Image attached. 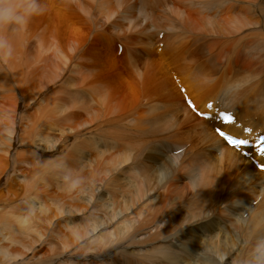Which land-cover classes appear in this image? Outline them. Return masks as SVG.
Listing matches in <instances>:
<instances>
[{"label": "bare ground", "instance_id": "obj_1", "mask_svg": "<svg viewBox=\"0 0 264 264\" xmlns=\"http://www.w3.org/2000/svg\"><path fill=\"white\" fill-rule=\"evenodd\" d=\"M59 1L63 2L69 10H78L83 14L92 28L94 26L92 20L98 18L104 20V23L99 26L100 29L94 32L100 30L99 34H103L102 39L106 42L117 41L118 44L124 45L125 60L132 72L139 77V83L142 82L144 73L140 71V63L135 54H142L147 59L149 52L147 54L146 52L153 49L156 42L159 45L162 43L161 51L167 56L168 61L172 65L180 66H175L178 68L177 75L181 83H188L186 84L187 94L192 104L195 105V111L202 115H210V120H194L187 106L179 103L167 87L159 90L160 92L156 95H148L145 103L134 105L135 107L130 110L119 113L114 105L106 101L108 96L104 95V85L97 78L98 73L95 72L94 64L89 62V69L84 63L89 60L86 58V50L90 48L80 47L77 43L58 37H52L49 44L45 46L35 37L34 40L36 39L38 43L37 54L32 59L31 56L34 53H29V58L38 63L36 61L39 55L49 50L52 56L46 54V59L53 57L52 68H50L53 74L36 82L32 85V89L46 93L49 87L53 88L46 85L50 84L51 80L65 75V70L67 73L80 74L77 80L71 76L67 77L68 95L64 97V100H68V105L57 106L56 104L58 115H62L65 110H73L75 107H77L76 110L86 111L93 115H89L90 120H82L73 125H69L71 119L68 115L62 116L61 123L68 124L55 130L60 131L59 134L62 137H67L69 134L73 152L72 160L64 159L58 169L68 173L67 176L71 177V181L76 185L81 180L85 184L74 185L76 187L73 190L74 194L78 193L81 197L74 198L76 202L70 205L69 210L63 211L60 218L54 216L50 220V226L56 227V222L60 220L62 227L70 232L73 231V225L78 224L91 230V238L103 232H109V238L100 240L98 247L95 246L89 250L69 247L65 253H53L46 264H240L237 251L239 249L226 248V244H229L231 240L229 225L227 224L226 227L225 224L227 222L234 224L231 223L232 220L237 219L242 211V209L239 211L243 204L239 202L241 199L246 201L248 198L254 199L257 196L259 200L252 212L259 213L260 219H257L262 228L259 229L261 231H255L252 228L249 231L258 236L264 233V172L252 165V161H258V164L264 163V156L254 150L242 149L254 155L252 160L244 158L241 151L229 146L223 138L220 139L214 134L213 127L215 126L212 127L213 124L210 121L215 122L218 119V113L215 115L213 111V108L217 106L219 112H229L235 117L234 123L228 125H223L219 120L216 127H220L221 131L253 142L255 141L252 139L254 132L264 134V68L261 69L262 67L259 66L264 62V0ZM181 7L193 15L192 19L187 15H181ZM223 11L226 17L221 18L220 14L217 17V14ZM22 24L23 31L18 26L14 29V34L19 39L17 42L21 39L23 43L25 38L30 40L32 32L28 28L30 24L27 25L25 20ZM156 33L163 34L162 42L155 40L154 43ZM249 36L258 39L248 45L252 51L256 52L257 58L252 59L254 56L245 47V50L238 51L244 55V58L246 57L245 61H252L248 63L251 69L249 73L245 72L246 75L241 77L237 75L238 71L233 68L237 60L234 63L228 62L225 69L216 65L212 70L195 60L201 57V53L197 54V51H203L208 46L206 45L207 40L203 39L205 37H211L210 40L213 42L209 40L211 48L212 46L214 48V45L226 44L227 52L231 54L233 47ZM28 43V46L32 45ZM41 48L46 51H41ZM193 56L197 58L193 60ZM204 61L209 64V57L206 56ZM41 63L44 62L41 61ZM40 64L37 67H41ZM79 65L84 67H79ZM144 67L145 73L153 69L149 62ZM252 91L258 92L254 94L256 96L254 100L247 96ZM38 98L39 94L30 99L31 103H35ZM96 98L100 103L102 102V106L103 102H107V105L104 103L103 113L105 115L102 117H100L101 110L96 112L92 108L94 105L92 103ZM205 100L211 103L210 110L206 109L207 102L203 105ZM38 111L42 116L41 110L38 109ZM110 115L111 119H107L106 117ZM244 121L246 125H243ZM239 124L241 128H236ZM128 125H131V128L140 127V131L147 133L173 131L175 134L174 131H180V134L184 136V140H181L183 144L180 142V144H174L175 146L166 145L164 146L165 151L163 145L157 146V143L153 144V141L145 140L142 144L144 147L137 150L133 148L135 150L133 154H131L133 145L123 150L119 155L120 164L117 163L118 166L108 170L109 172L103 165H98L95 172L90 170L91 166L96 167L90 159L91 154L101 157L109 152L106 150L107 147L112 148L113 146V142H106L100 134L101 137L96 134L104 130L115 132L119 128L121 131L124 126L129 129ZM105 126H110L115 130L106 129ZM134 128L133 130L136 129ZM170 132L171 137L173 134L171 135L172 132ZM8 134L11 137L7 139L9 142L7 149L12 147L13 142L15 146L16 142L13 130ZM157 135L154 134V138ZM82 136L86 140L77 142ZM92 138L99 140L97 147L93 146L96 141L90 142ZM65 141L68 139L66 138ZM60 146V142L52 146L47 145L45 148L35 145L41 148L42 153L47 151L48 153L45 154L47 157L52 156V153L61 155ZM171 150H176V152L180 150V152L172 156ZM5 152L12 155L9 151ZM166 158L169 160L168 166L165 163ZM15 165L12 159L10 168L4 172L6 183L9 182L10 177L14 176ZM41 167L37 165L35 169L39 170ZM76 173L78 177H75ZM124 173L126 175L122 176ZM38 176L39 173H35L30 178ZM115 176L118 178L122 176V179L120 178L123 182L119 191L120 200L128 198L129 195L136 196L134 206L127 208L126 211L116 208L118 204L116 197H106V188L114 182ZM25 179L24 177L23 180ZM185 180L186 184H184ZM219 184L225 188L230 187L228 184H232V187H240V189L236 188V191H239L238 194L242 198L237 199L234 194L231 196L233 193L231 192L230 196H235L236 200L230 199L229 196L216 203L209 201L210 194ZM162 187H164L163 190H161ZM30 197H32L30 201H26L28 207L39 200L34 191L26 196L27 199ZM78 200L82 203L78 204ZM3 205L8 207L10 204L4 203ZM12 205L15 206V204ZM14 206L9 207L12 209ZM98 208H100V215H95L94 211ZM41 209L42 207L39 208ZM36 210L38 209L30 213L33 214ZM135 211L137 212L133 214ZM7 213L14 218V222L20 225L26 223L25 216ZM229 218L232 219L229 220ZM22 226L25 227V225ZM112 229H121L120 235L117 236ZM36 238L38 239L37 236ZM41 242L45 244L42 237ZM31 243L33 242L28 241L22 244L20 247L22 252L19 250V252L6 253V256L4 255L6 260L3 264H43L44 259L39 255L40 250L37 245L40 241H36L33 245ZM242 246H246V243L243 242ZM208 247L212 250H207ZM236 254H238L237 257L233 259ZM17 258L20 259L17 261ZM247 264L255 263L248 262Z\"/></svg>", "mask_w": 264, "mask_h": 264}, {"label": "rangeland", "instance_id": "obj_2", "mask_svg": "<svg viewBox=\"0 0 264 264\" xmlns=\"http://www.w3.org/2000/svg\"><path fill=\"white\" fill-rule=\"evenodd\" d=\"M174 4L176 6V3ZM222 9L224 10V8ZM180 10L182 12V16L187 15L192 19L193 15L188 10H186L184 7H181ZM219 14L221 18L226 17V13L224 11L218 13L217 17H219ZM23 20L26 21L27 25L30 24V27L28 28L31 30L32 36L30 35V40H26L25 38V41L22 43L21 39L19 42H17L19 39L15 37L14 29L19 26L23 31ZM92 21L94 22L95 26H93V28L86 21V18L83 14L78 12V10H69V8L59 0H0V264H3V262L6 260V253L15 251L19 252V250L22 252V249L20 248L21 245L28 241L33 243L40 241V243L37 244L38 250H40L39 255L44 259L43 264H46L49 262L48 259L53 255V253H65L69 247H76L77 249L81 250H89L95 246L98 247V242L100 240H106L109 238V232H103L98 234V236L91 238V230L86 229V227L78 224H74L73 231L68 232L67 229L62 227L60 220L56 222V227L50 226V220L54 216H58L60 218L62 216L61 214L64 213L63 211L69 210L70 205L74 201L76 202L74 198L81 197V195L78 193L74 194L73 190L76 189L74 186L76 184L71 181V177L69 178V176H67L68 173L66 174L58 169L59 164L64 159L67 158L66 161L72 160L71 157L73 156V152L71 148V137H69V134L67 137H62L59 134L60 131L55 130L58 127L61 129L60 126L64 127L68 124L65 122L61 123L62 116L68 115V117L71 119L69 121V125H73L82 120H90L91 116L89 115L92 114H88L86 111L76 110L77 107H75L73 110H65L62 115H58L57 106L68 105V100H64V97L68 95L69 81L67 80V77L71 76L73 79L75 78V80H77L80 78V74H74L73 72L67 73L65 70V75L55 78L53 81L51 80L50 84L46 85L53 87H49V90L46 91V93L44 91H34L32 89V85H34L36 82L44 80L48 77V75L50 76L53 74L51 71L52 69H50L52 68L51 62L53 61V57H51V59H46V54L51 55L49 50H47V53L39 55V58H37L36 61L38 63L32 61V59L35 58L38 50V43L36 42L37 38L45 46L49 44V41L52 37H58L62 38L63 40L77 43L80 45V47L87 46L90 48L86 50V58L89 60H87V62H83L88 68L89 62L94 64L95 72L98 73L97 78L99 79V82L103 83L104 85V95L108 96H106L108 99L106 101L114 105L119 113L128 111L132 107L145 103L146 98H148L150 95H156L158 94L157 92H160L164 87H167V89L172 92L173 96L177 101H179V103H184V105L187 106V108L192 113V117L194 116V120H210V115H208L209 117L207 119L201 118L195 114V109L189 106L188 102L190 99L188 98L189 96L187 94L186 85L188 83H181L177 75L178 68L176 67L180 66L172 65L168 61L167 56L161 51L163 49L162 43L160 45L156 44V41H163V34L156 33L154 35V43H156L153 46V49L146 52V54L149 52V58L146 59L144 56H142V54L139 53L135 54L136 59L140 63V71L144 73L142 82L139 83V77L136 73L132 72L131 67L125 60L123 53L124 45L118 44L117 41L106 42L104 39H102L103 34H99L100 30L98 32H94L96 29H100L99 26L104 23V20L98 18ZM35 37L36 39L34 40ZM210 38L211 37L203 38L204 40H207L206 45L208 46L206 47L210 49L205 47L203 51H197V54L201 53V57L199 59H195L197 56H193V60L195 59L198 63L208 66L210 70L214 69L216 65L222 69H225L228 65V62L234 63L237 60V66L234 65L233 67L236 71H238L237 75L241 77L246 75L247 72L249 73L251 68L248 66V63H251L252 61H245L246 57L244 58V55L238 53V51L245 50L246 48L250 51L252 56H254L252 59L257 58L256 52L252 51L248 47V45H251L255 40H258L257 38L253 36L245 37V40L239 41L233 47V50L230 49L232 50L231 54H228L226 44L223 46L214 45L215 47L213 48L212 46L211 48L209 43ZM28 42H30L32 45L28 46ZM41 51L46 50L41 48ZM29 53H34V55L31 56L32 59L29 58ZM237 53L238 55H241L239 58H236V56H238ZM90 55L92 57H90ZM248 55L249 54L247 53V58ZM206 56L209 57V64L208 62L204 61ZM41 57L43 59H41ZM55 60L59 61L58 58H55ZM41 61L44 63H41ZM148 62L151 64V66H153V69L145 73L144 66ZM39 64L41 67H37ZM80 66L84 67L82 65H79V67ZM96 66H98V68ZM259 66L262 67L261 69H263L264 62ZM58 73L62 74V72ZM76 82L79 83V81ZM30 92L32 93L30 94ZM37 94H39V98L35 103H31L30 99L35 98ZM254 94L256 95L258 92H249L247 96H250L251 99L254 100L256 99ZM106 101L103 102V106L102 102L100 103L98 98H96V100L92 103L94 104L92 105L94 111L98 112L101 110L100 117L105 115L103 111L105 110L104 103L107 105ZM206 102L208 103L206 104V109L210 110L211 107H209V105H211V103H209V100H205L203 105H205ZM38 109L41 110L42 116L38 113ZM218 110L219 108L217 106L213 108L215 115L216 113H220ZM111 117L112 116L110 115L106 118L111 119ZM215 118L217 117L215 116ZM210 123L213 124L212 127H216L219 124L218 119L215 122L210 121ZM246 124V121H244L243 125ZM215 127H213V131L214 134L217 135L215 133ZM105 128L114 129L110 128V126H105ZM128 128L129 129H127V126H124L121 128V131L119 128L117 130L114 129L115 132L111 130H104L103 132L96 134L98 137L102 136V139L106 142H113V146L112 148L107 147L106 150L109 151V154H104L101 157L91 154L92 157H90V159L92 160L93 164L96 165V167L91 166L90 170L95 172L98 165H103L107 171L114 169L120 164L119 155L123 150L133 145L131 151V154H133L135 150L144 147L142 144L145 140L153 141V144L157 143V146L163 145V149L166 145L175 146L174 144H180V142L183 144L182 141L184 140V136L180 134V131H174L175 134H173V131H171L172 133L169 131L171 135L173 134V136L170 137L169 132H165L167 133L166 135L165 133H159L157 131L147 133L140 131V127H135L136 129L134 127L131 128V125H128ZM133 128L135 130H133ZM236 128H241L240 124L237 125ZM12 130L15 134V146H13V142L11 143L12 147L7 149V146L9 147V142L7 139L11 137L8 133ZM149 133L151 135H149ZM114 134L119 135L115 136ZM152 134L158 135L156 138H154ZM217 137L222 139L220 136ZM66 138L68 141L64 142ZM83 140L86 139L82 136L77 140V142ZM58 142L61 143V146L59 147V152L61 155L52 153V156L49 155L47 157L45 156V154L48 153L46 150V153H42L41 148L35 147V145H39L42 148H45L47 145L52 146L53 144H58ZM90 142H95L93 146L97 147L99 140H97V138H92ZM139 145L142 146L140 147ZM88 150L90 151V149ZM5 151H9L12 155L10 156V154H8V152L6 153ZM165 151L164 153H166ZM179 152L180 150H177V152L176 150L170 151L172 156H174L175 153L179 154ZM216 155L218 156V154ZM243 157L245 158L244 155ZM252 157L254 158V155H252ZM12 159L16 164L14 168L15 173L14 176L10 177L8 180L9 182L6 183L4 172L10 168ZM165 163H167L166 166H168L169 160L167 158ZM37 165L42 166V170H36L35 168ZM252 165L254 168H256L254 164ZM35 173H39V176L30 178ZM124 175L126 174L124 173L122 176ZM122 176L120 177L121 179ZM24 177L26 178L25 180H23ZM75 177H78V173L75 174ZM120 178L115 176L114 182L108 185L106 188V197H116L118 202L116 208L126 211L127 208L134 206V200L136 196L129 195L128 198L124 200L119 199V191L123 185V182ZM184 182V184L187 183L186 180ZM83 184H85V182L81 180L76 186H81ZM232 184H228L230 187L226 186V188L223 187L222 184L216 186L209 196V201L216 203L221 199L229 197L231 192H233L231 196L234 194L237 199H241L242 196L238 194L239 191H236V188L240 189V187H232ZM163 189L164 187L161 188V190ZM32 191L38 195L39 200L28 207L26 201L29 202L32 197L27 199L26 196ZM231 196L229 197L230 199L236 200L235 196ZM242 200L243 199L239 201L243 203L239 210L241 211L242 209V211L238 214L237 219L232 220L231 223L234 224H230L228 222L225 224L226 227L229 225L228 230L230 231L231 240L229 244L225 243L226 248L233 247L235 249H239L237 251L239 252L240 264H247L248 262L264 264V233L258 236L254 232L249 231L251 228L255 231H261L259 229L262 228V225L258 222V219H260V216L258 215L259 213L257 214L256 211L252 212L257 205L259 198L256 196L254 199L248 198L246 201ZM79 202L82 203L81 200H78V204ZM4 203L10 204L9 206H14L12 204H15V206L11 209V207H6L3 205ZM41 207L42 209L39 210ZM35 209L38 210L31 214L30 212ZM99 210L100 208L96 210L97 213L94 211L95 215H100ZM7 212L25 216L26 223L22 224L25 225V227L14 222V218ZM136 212L137 211L133 212V214ZM251 217H253V219ZM230 219L232 218H229V220ZM253 224L257 226L255 227ZM113 230L117 236L120 235L121 229H112V231ZM41 237L42 240H45V244H42ZM243 242L246 243V246H242ZM33 243H31V245H33ZM47 249L48 251H46ZM207 250L212 249L211 247H208ZM240 250H242V252ZM237 255L238 254H236L233 259H235ZM132 257H134V255ZM20 258H17L16 260L18 261Z\"/></svg>", "mask_w": 264, "mask_h": 264}, {"label": "snow or ice", "instance_id": "obj_3", "mask_svg": "<svg viewBox=\"0 0 264 264\" xmlns=\"http://www.w3.org/2000/svg\"><path fill=\"white\" fill-rule=\"evenodd\" d=\"M189 106L192 107L193 109H195V105L191 104V102L189 101ZM209 107H211V105H209ZM223 119L227 122H232V117L229 115H225L223 116ZM219 135L223 138H225L227 140V142L229 144H231L233 147H240L243 145H246L248 143L247 140H243V139H236L234 138L232 135L230 134H226L223 131H219ZM259 148V152L261 156H264V139L261 140V144L258 146ZM261 170H264V163L261 164Z\"/></svg>", "mask_w": 264, "mask_h": 264}]
</instances>
